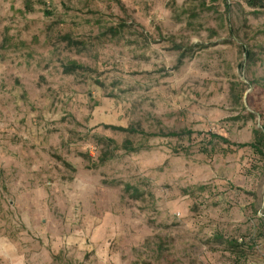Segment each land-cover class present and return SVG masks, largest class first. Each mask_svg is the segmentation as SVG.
Here are the masks:
<instances>
[{
  "label": "rangeland",
  "instance_id": "374dc122",
  "mask_svg": "<svg viewBox=\"0 0 264 264\" xmlns=\"http://www.w3.org/2000/svg\"><path fill=\"white\" fill-rule=\"evenodd\" d=\"M28 1L0 0V264H264V154L208 136L264 129V11Z\"/></svg>",
  "mask_w": 264,
  "mask_h": 264
},
{
  "label": "trees",
  "instance_id": "16d2710c",
  "mask_svg": "<svg viewBox=\"0 0 264 264\" xmlns=\"http://www.w3.org/2000/svg\"><path fill=\"white\" fill-rule=\"evenodd\" d=\"M32 0H29L26 4V8L30 10L31 5L30 2ZM38 4H42L44 0H36ZM244 3L246 4L247 7L254 9V10H262L264 11V0H244ZM68 43L70 44V39H66ZM245 56H247V53H245ZM184 57V54L180 55V60ZM180 64V63H179ZM63 72L65 74H72L77 71L84 70V68L76 63H69L65 66H63ZM107 128V127H106ZM112 128L115 131L126 133L128 135H138L141 137H150V136H156L153 134L145 133L142 129L135 127V126H129L128 128H119V127H108ZM193 133L188 130V131H182V132H161L158 134L160 137H167V138H174V137H182V136H191ZM211 140H216L217 142H220L222 144H225L227 146H234L235 148H245L249 147L253 152H255L257 155H263L264 154V129L262 130H255L253 131V140L250 143L247 144H238V145H232L229 143V141L223 137H220L218 135L214 134H209L208 135ZM111 142V141H108ZM124 150L126 152H138L142 147H134V145L126 141L123 143ZM205 150V149H204ZM109 156L107 158V155L104 156L103 158L98 159V162L100 163L101 159H105V161L109 160ZM136 192V190H133L132 193Z\"/></svg>",
  "mask_w": 264,
  "mask_h": 264
}]
</instances>
